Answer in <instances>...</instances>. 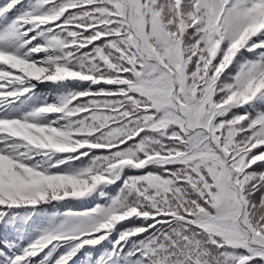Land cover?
I'll list each match as a JSON object with an SVG mask.
<instances>
[{
  "label": "snow or ice",
  "instance_id": "snow-or-ice-1",
  "mask_svg": "<svg viewBox=\"0 0 264 264\" xmlns=\"http://www.w3.org/2000/svg\"><path fill=\"white\" fill-rule=\"evenodd\" d=\"M0 264H264V0H0Z\"/></svg>",
  "mask_w": 264,
  "mask_h": 264
}]
</instances>
